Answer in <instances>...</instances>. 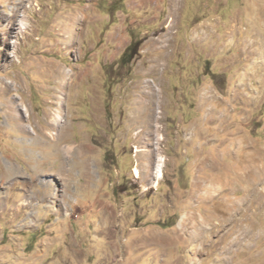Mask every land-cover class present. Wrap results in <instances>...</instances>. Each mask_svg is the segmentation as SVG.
Wrapping results in <instances>:
<instances>
[{"label": "rangeland", "instance_id": "rangeland-1", "mask_svg": "<svg viewBox=\"0 0 264 264\" xmlns=\"http://www.w3.org/2000/svg\"><path fill=\"white\" fill-rule=\"evenodd\" d=\"M1 80L0 264H264V0H0Z\"/></svg>", "mask_w": 264, "mask_h": 264}, {"label": "bare ground", "instance_id": "bare-ground-1", "mask_svg": "<svg viewBox=\"0 0 264 264\" xmlns=\"http://www.w3.org/2000/svg\"><path fill=\"white\" fill-rule=\"evenodd\" d=\"M21 24H25V23L22 21ZM62 73L64 74V72H62ZM68 75H69V73L65 72V74H64L65 78H68L67 77ZM0 83H1L2 88L4 89V91L5 92H8V93H10L15 88L14 87V83H13L12 80H8V81L1 80ZM0 102H1V105H3L5 108H9V110L11 111V113L14 111L15 113H17V116L20 119L24 120V117H23L24 115H22V111L24 113H26V112H28V109H27L26 105L23 102H21V101L18 102L17 101L16 96H10V97H8L7 102H4L2 100H0ZM7 112L9 113V111H7ZM25 116H26V114H25ZM8 117L11 118L13 116H12V114L11 115L8 114ZM14 117H15V115H14ZM62 123H63V114H62V112L60 110H57L56 111V114L53 116V119H51V121L48 122V124L53 125L56 128H61V126H62L61 124ZM24 131L27 134L32 132V134H34V135H39V132H37L35 130H32V128L30 126L27 127V129L24 130ZM43 134L48 135L49 132H46V133H43ZM137 151H139V149H137ZM164 160L165 159H164L163 156L160 157V158H159V156H157V164H156V168H155V173H156V176L157 177H161L162 176V173H163V161ZM134 170H135L136 174H139V171H138L137 168H135Z\"/></svg>", "mask_w": 264, "mask_h": 264}, {"label": "trees", "instance_id": "trees-1", "mask_svg": "<svg viewBox=\"0 0 264 264\" xmlns=\"http://www.w3.org/2000/svg\"><path fill=\"white\" fill-rule=\"evenodd\" d=\"M136 45H137V42L135 43H131L126 49L125 51L123 52L122 54V57H121V61L123 63H128L129 61H131V59L133 58L134 56V53H135V50H136Z\"/></svg>", "mask_w": 264, "mask_h": 264}]
</instances>
